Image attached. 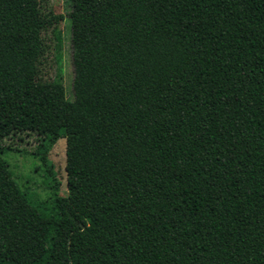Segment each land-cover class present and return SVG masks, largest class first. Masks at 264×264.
Wrapping results in <instances>:
<instances>
[{"label": "trees", "instance_id": "16d2710c", "mask_svg": "<svg viewBox=\"0 0 264 264\" xmlns=\"http://www.w3.org/2000/svg\"><path fill=\"white\" fill-rule=\"evenodd\" d=\"M70 3L73 98L63 15L0 0V264H264V0ZM31 136L47 200L2 154Z\"/></svg>", "mask_w": 264, "mask_h": 264}, {"label": "rangeland", "instance_id": "374dc122", "mask_svg": "<svg viewBox=\"0 0 264 264\" xmlns=\"http://www.w3.org/2000/svg\"><path fill=\"white\" fill-rule=\"evenodd\" d=\"M42 9L45 12L52 11L62 14L63 18L57 27L62 35L61 47L57 45L55 25H51L43 34L47 44L40 66L43 77L48 80L61 82L66 90V95L73 98L74 64L71 45V23L68 12L71 8L70 0H41ZM15 142L19 149H5L2 154L8 160L14 179L21 189H27L35 198L47 200L52 190L44 183V166L38 154H31L27 150L35 147L34 137H26L21 141L18 138L6 140V143ZM26 148L25 150H23ZM49 158L53 161L57 177L60 180L59 193L67 195V171H66V139L60 138L49 152Z\"/></svg>", "mask_w": 264, "mask_h": 264}]
</instances>
